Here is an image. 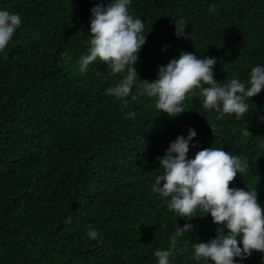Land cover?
Segmentation results:
<instances>
[{"label": "trees", "instance_id": "trees-1", "mask_svg": "<svg viewBox=\"0 0 264 264\" xmlns=\"http://www.w3.org/2000/svg\"><path fill=\"white\" fill-rule=\"evenodd\" d=\"M108 2L0 0V9L22 18L0 51V264H157L154 252L168 249L174 226L186 222L152 192L157 157L189 128L197 146L188 157L212 146L246 161L229 187L256 190L264 207V89L241 119H216L195 90L185 112L170 118L141 83L181 51L215 57L221 84L246 82L264 64V0H132L129 12L144 22L147 40L134 66L141 82L126 103L106 93L124 74L110 75L99 61L79 67L90 9ZM181 20L189 38L174 34ZM198 214L171 264H207L193 257V244L226 231ZM89 227L102 243L86 235ZM244 264H264V254Z\"/></svg>", "mask_w": 264, "mask_h": 264}, {"label": "clouds", "instance_id": "clouds-1", "mask_svg": "<svg viewBox=\"0 0 264 264\" xmlns=\"http://www.w3.org/2000/svg\"><path fill=\"white\" fill-rule=\"evenodd\" d=\"M131 3L132 0H110L106 5L97 3L90 9L88 50L79 58L82 71L99 61L107 65L110 75L124 74L106 93L125 103L133 87L141 82L134 66L147 40L143 34L144 22L129 12ZM21 24L19 13L0 9V51L8 46ZM174 25L177 38H189L186 21ZM216 63L215 57L198 58L192 52L181 51L178 57L158 68L155 80L141 82L143 92L155 98L156 109L170 118L185 112L183 102L195 90L202 98V107L215 112L216 119L225 115L241 119L253 105L251 98L264 89V64L252 67L246 82L232 78L221 84L214 78ZM135 115L129 112L126 118ZM211 129L215 135L216 129ZM245 134L250 133L247 130ZM195 137L197 132L189 128L186 136H177L170 143L163 157H157L162 171L152 183V192L165 198L167 209L186 221L183 227L178 223L174 226L168 249L154 252L157 264H171L170 258L184 251L175 245L186 233L193 232L191 221L201 217L199 212L207 213L213 224L223 225L226 231L207 242L193 244V257L207 264H244L253 252L264 254V207L258 201L257 191L229 187L248 164L224 148L212 146L189 158L190 147L197 146L193 143ZM159 227L165 229L167 225ZM86 235L102 243L96 229L89 227Z\"/></svg>", "mask_w": 264, "mask_h": 264}]
</instances>
